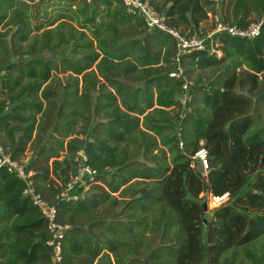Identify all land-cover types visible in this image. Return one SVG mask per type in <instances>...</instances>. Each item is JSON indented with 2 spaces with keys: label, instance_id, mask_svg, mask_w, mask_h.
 Returning a JSON list of instances; mask_svg holds the SVG:
<instances>
[{
  "label": "trees",
  "instance_id": "16d2710c",
  "mask_svg": "<svg viewBox=\"0 0 264 264\" xmlns=\"http://www.w3.org/2000/svg\"><path fill=\"white\" fill-rule=\"evenodd\" d=\"M63 3L59 16L45 9L33 17L22 0L0 2V140L17 162L33 149L25 170L68 227L59 264H264V128L252 131L253 102L238 92L264 88V31L254 40L217 37L220 58H183L184 68L223 69L191 112L198 89L169 77L177 67L170 36L150 33L121 0ZM151 4L171 28H209V0ZM222 7L214 15L241 28L264 15V0ZM63 48L74 57L45 58ZM184 95L193 98L186 111ZM202 148L206 177L194 167ZM81 152L107 189L85 197L79 188L78 201L58 200ZM139 155L154 165L134 162ZM25 190L20 177L0 168V264H54L41 244L51 241L45 219ZM207 192L217 202L232 200L209 221L199 203ZM117 193L130 198L128 221L116 218ZM160 233L162 242L175 241L141 262Z\"/></svg>",
  "mask_w": 264,
  "mask_h": 264
},
{
  "label": "built area",
  "instance_id": "2783aa9c",
  "mask_svg": "<svg viewBox=\"0 0 264 264\" xmlns=\"http://www.w3.org/2000/svg\"><path fill=\"white\" fill-rule=\"evenodd\" d=\"M2 0H0L1 2ZM91 0H88L90 2ZM126 8L127 14L141 19L150 33L159 32L170 36L176 48L175 63L177 65L174 72L169 77L173 79L184 80L183 89L188 90L190 85L184 78L183 58L194 52L217 54L214 49L217 37L227 35L237 39L254 40L260 37L264 31V15L256 22L246 28H241L237 25L227 23L219 15L208 16L211 26L206 31H201L199 34H191L190 30H181L171 28L167 24V19L164 15L157 12L151 4V0H121ZM212 19V20H211ZM197 63V60L196 62ZM5 73L2 72V75ZM181 102V100H180ZM182 103V102H181ZM182 146V144H181ZM207 151L202 148L196 154L205 170H208ZM76 172L70 179L63 183V190L57 196L58 200L78 201L81 196L77 194L79 188L84 191L85 187L95 183L99 174L87 165L88 159L81 152L77 158ZM7 168L10 173L16 174L26 183L24 194L29 196L33 205L37 207L45 219L46 228L51 236V241L48 242L53 247L54 264L61 262L62 240L68 229L67 226L58 222V210L51 206L42 196L37 193L31 180L32 173L26 172L25 164L13 160L10 154L7 153L5 147L0 140V168Z\"/></svg>",
  "mask_w": 264,
  "mask_h": 264
},
{
  "label": "rangeland",
  "instance_id": "374dc122",
  "mask_svg": "<svg viewBox=\"0 0 264 264\" xmlns=\"http://www.w3.org/2000/svg\"><path fill=\"white\" fill-rule=\"evenodd\" d=\"M24 2H26L30 7H31V13L32 16L34 17L35 15L38 16H42L44 14V10L46 9L47 12L49 13V17H56L59 16L60 14H63L66 10L65 5H64V0H22ZM211 2L212 5H210L209 8V15L210 16H215L214 12H218L220 11V9H222L223 5L228 3L229 0H209ZM73 10H75L77 7L73 6L71 7ZM67 15H69V13H66ZM208 15V16H209ZM251 18H253V15H251ZM212 20V19H211ZM209 22L206 24V26H211L212 23H210V19L208 20ZM32 24H34V21H32ZM74 26H77L76 23H72ZM15 30V29H14ZM150 44V43H149ZM215 50H217L216 44L215 46H213ZM151 53L155 52V50H150ZM218 53V57L220 58L222 56L221 51H217ZM74 57V55H72V51L69 48H63L60 51L55 52L54 54H50L47 55L45 58H51V59H58L60 60L61 57ZM17 58V57H16ZM193 65H187L184 68V72H186V74L184 73V78L187 81V84H189L190 86L193 85L194 87H196L198 90H194V106L190 108V111L192 112L193 110H195V108H198V106H200V99L204 96V90L208 89L209 83L217 78V76L219 74H221L223 72V69H214V68H208V69H200V68H196V67H192ZM62 79V81L64 82V75H59ZM262 80H264V78H261ZM1 80V79H0ZM200 89V90H199ZM238 92L240 94H243L244 96L250 98L253 102V109L250 112V115L253 117L254 119V123H253V129L252 131H256L259 130L260 128H264V88L261 86L258 91H256L255 93H249L248 91L245 92H241L240 90H238ZM3 95V91L1 90L0 87V100H1V96ZM193 98L188 95H184L182 97H180L181 100V104L183 105V107H186L187 104L193 100ZM188 110V108L186 107L183 111ZM178 112V109H175L174 111V115ZM185 114V112L183 113ZM185 116V115H183ZM201 145H203V142L200 143ZM33 149L28 146L24 156H22V158L20 159V163L25 164L26 162H28L32 157H33ZM65 156V153H61V158L60 160H62V158ZM194 159H196L194 157ZM52 161L51 160L49 162V166H50V173H52ZM196 164L194 165V167H196L197 170H199L204 177L207 176L208 174V170H205V168L203 167V164L196 159ZM134 162L139 163L140 165H144V166H153L154 162L149 160V157H144L143 155H139ZM57 178L55 177L54 182H56ZM59 182V181H58ZM144 185H141L140 187H143ZM106 188L107 189V184L106 183H102L99 179L97 181H95V183L90 184L88 186L85 187L82 196L88 197L91 196V194H97L99 188ZM113 196H115L116 198H118L119 200H121L122 202L118 204L117 210H120L119 213H117V220L120 221H128V219L126 218L127 213L125 212V208L124 206L130 201V198H120L119 193L114 194ZM232 200H230V197L227 195L226 199L223 201H216L215 197H213L210 193H203L200 195L199 197V203L201 205H203L205 208V217L206 220H211L213 217V214L220 208L225 207L229 204H231ZM131 211V210H130ZM138 216V215H137ZM149 235V234H148ZM161 233L160 235H157L156 241L151 243L147 248H146V252L142 253L141 255H138V258L141 260V262L144 263V261L146 260L148 262V258L147 255L149 254V252L152 249H156L158 248L157 246H160L163 244L170 243L171 241H175V238L169 239L166 242H162L161 239ZM145 261V262H146ZM152 264H155V262H152ZM246 264V263H244Z\"/></svg>",
  "mask_w": 264,
  "mask_h": 264
},
{
  "label": "water",
  "instance_id": "95a60500",
  "mask_svg": "<svg viewBox=\"0 0 264 264\" xmlns=\"http://www.w3.org/2000/svg\"><path fill=\"white\" fill-rule=\"evenodd\" d=\"M205 208V207H204ZM206 211V210H205ZM206 218V217H205ZM205 221H206V219H205ZM41 244L42 245H44L45 247H46V249L48 250V252L50 253V254H53V247L52 246H50L48 243H45V242H43V241H41ZM145 264H147V263H145Z\"/></svg>",
  "mask_w": 264,
  "mask_h": 264
},
{
  "label": "crops",
  "instance_id": "0c3cea01",
  "mask_svg": "<svg viewBox=\"0 0 264 264\" xmlns=\"http://www.w3.org/2000/svg\"><path fill=\"white\" fill-rule=\"evenodd\" d=\"M209 21L206 22V24L208 23Z\"/></svg>",
  "mask_w": 264,
  "mask_h": 264
}]
</instances>
